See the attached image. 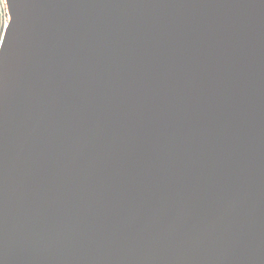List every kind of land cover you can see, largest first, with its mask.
Segmentation results:
<instances>
[{
	"label": "water",
	"instance_id": "water-1",
	"mask_svg": "<svg viewBox=\"0 0 264 264\" xmlns=\"http://www.w3.org/2000/svg\"><path fill=\"white\" fill-rule=\"evenodd\" d=\"M0 264H264V0H7Z\"/></svg>",
	"mask_w": 264,
	"mask_h": 264
},
{
	"label": "built area",
	"instance_id": "built-area-1",
	"mask_svg": "<svg viewBox=\"0 0 264 264\" xmlns=\"http://www.w3.org/2000/svg\"><path fill=\"white\" fill-rule=\"evenodd\" d=\"M11 18L9 14L8 4L5 3L4 7L0 9V46L3 41L5 32L10 24Z\"/></svg>",
	"mask_w": 264,
	"mask_h": 264
},
{
	"label": "clouds",
	"instance_id": "clouds-1",
	"mask_svg": "<svg viewBox=\"0 0 264 264\" xmlns=\"http://www.w3.org/2000/svg\"><path fill=\"white\" fill-rule=\"evenodd\" d=\"M4 5H5L4 0H0V9H2Z\"/></svg>",
	"mask_w": 264,
	"mask_h": 264
},
{
	"label": "snow or ice",
	"instance_id": "snow-or-ice-1",
	"mask_svg": "<svg viewBox=\"0 0 264 264\" xmlns=\"http://www.w3.org/2000/svg\"><path fill=\"white\" fill-rule=\"evenodd\" d=\"M4 3H7V0H4ZM7 44V39H5L3 46H0V48L5 47Z\"/></svg>",
	"mask_w": 264,
	"mask_h": 264
}]
</instances>
